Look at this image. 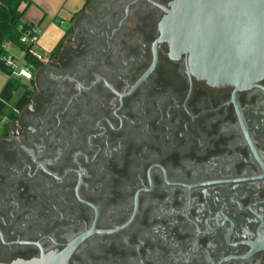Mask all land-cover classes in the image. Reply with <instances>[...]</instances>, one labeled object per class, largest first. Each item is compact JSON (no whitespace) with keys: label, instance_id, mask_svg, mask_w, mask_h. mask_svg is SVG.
<instances>
[{"label":"flooded vegetation","instance_id":"obj_1","mask_svg":"<svg viewBox=\"0 0 264 264\" xmlns=\"http://www.w3.org/2000/svg\"><path fill=\"white\" fill-rule=\"evenodd\" d=\"M172 1L68 11L2 119L0 264H264V79L189 74Z\"/></svg>","mask_w":264,"mask_h":264},{"label":"water","instance_id":"obj_2","mask_svg":"<svg viewBox=\"0 0 264 264\" xmlns=\"http://www.w3.org/2000/svg\"><path fill=\"white\" fill-rule=\"evenodd\" d=\"M165 13L160 40L189 74L238 89L264 79V0H173Z\"/></svg>","mask_w":264,"mask_h":264},{"label":"trees","instance_id":"obj_3","mask_svg":"<svg viewBox=\"0 0 264 264\" xmlns=\"http://www.w3.org/2000/svg\"><path fill=\"white\" fill-rule=\"evenodd\" d=\"M32 0H0V72L4 73L8 79L4 87L0 90V115L15 117L14 108H22L28 101L29 89L26 87L21 97L12 104L15 92L21 88L19 79L12 75L11 66L8 65L5 57L10 50L4 45L13 44L19 47L24 53V60L34 68L39 67L42 61L35 53L32 44H24L21 42L23 35L31 36L38 24L25 20V10L32 4ZM25 6V7H24ZM15 58H17L14 55ZM11 107L10 112H6V108ZM1 117V118H2Z\"/></svg>","mask_w":264,"mask_h":264},{"label":"rangeland","instance_id":"obj_4","mask_svg":"<svg viewBox=\"0 0 264 264\" xmlns=\"http://www.w3.org/2000/svg\"><path fill=\"white\" fill-rule=\"evenodd\" d=\"M80 0H49V4L50 8L53 9L52 11H48V15L49 17L44 20L41 24L42 30H45L43 35L41 36V38L39 39V41H37V43L34 46V50L36 53L43 55L44 57L48 54V52L52 49V47H50L52 45V41L50 44H48L46 42V40L48 38H51L53 35L55 36V38H53L55 41L56 38H58L57 33H61V31H65L66 28V20L68 19V10L70 8H73L77 5L75 4H79ZM36 12H35V11ZM56 10V11H54ZM33 12L35 15L36 13H41L40 12V8L39 7H35L33 6L32 9L30 10V12ZM29 12V13H30ZM31 16V14H29ZM47 15V16H48ZM53 24V27L51 29H47V27L49 26L48 24L51 22ZM47 31V33H46ZM42 33V32H41ZM40 33V34H41ZM9 50L12 54H14L17 58L19 59H23L24 58V53L23 51L17 47L16 45L11 44L9 46ZM14 77H16L17 79H19L20 83H21V88L15 92L14 94V98L12 100V104H15V102L17 101V99L19 98V96L21 95L22 91L26 88L29 87V81L27 79H23V78H19V76L15 75ZM11 111V107H7L6 108V112H10ZM2 116L0 115V127L3 125V121H2Z\"/></svg>","mask_w":264,"mask_h":264},{"label":"crops","instance_id":"obj_5","mask_svg":"<svg viewBox=\"0 0 264 264\" xmlns=\"http://www.w3.org/2000/svg\"><path fill=\"white\" fill-rule=\"evenodd\" d=\"M32 2L33 3L25 10V14H24V17L23 18L25 20H27V21H31V22L39 25V27H40V33L42 32L41 34L39 33V36H38V41H39V39L41 38V36L43 35V33L45 31V30H42V27H41L42 24L41 23L49 17L48 11L49 12L50 11L53 12V9L50 8V5H48L49 4V0H32ZM81 2H82V0H80L79 4L77 3L75 5L79 6ZM33 6L39 7L41 13H36V15H35L32 11L30 12V10L32 9ZM77 6H75V7H77ZM75 7H73V8H75ZM73 8H70V9H73ZM54 11H56V10H54ZM29 14H31V16ZM52 22H53V20L48 24L49 26L47 27V29L48 28L51 29L53 27ZM46 33H47V31H46ZM57 35H58V38H56L55 41H53L54 40L53 38H55L54 35L51 38H48L46 40V42L48 44H50L51 41H52V45L50 47H53V45L56 43V41L63 35V31H61V33L58 32ZM7 79H8V77L4 73L0 72V90L6 84Z\"/></svg>","mask_w":264,"mask_h":264},{"label":"built area","instance_id":"obj_6","mask_svg":"<svg viewBox=\"0 0 264 264\" xmlns=\"http://www.w3.org/2000/svg\"><path fill=\"white\" fill-rule=\"evenodd\" d=\"M33 31L35 33L31 36L23 35L21 38V42L24 44H32L33 46H35V44L38 41V36L40 33V27H36ZM10 45L11 44L6 43L4 46L9 49ZM36 54L41 59L42 55H40L38 53H36ZM5 60L7 61L8 65L11 66L13 76L17 75V76H19V78H23V79H27V80L32 79V75H33L32 74V68L30 65H28L26 63V61L24 59L15 58L14 54H12L10 52L9 55L7 57H5ZM13 111L17 112V109L14 108ZM6 118H7V115H4L2 117L3 120H5Z\"/></svg>","mask_w":264,"mask_h":264}]
</instances>
